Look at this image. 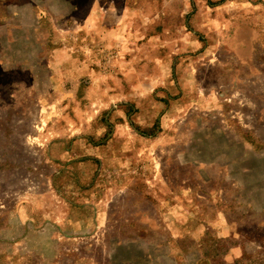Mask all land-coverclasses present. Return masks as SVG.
Listing matches in <instances>:
<instances>
[{
	"label": "rangeland",
	"instance_id": "obj_1",
	"mask_svg": "<svg viewBox=\"0 0 264 264\" xmlns=\"http://www.w3.org/2000/svg\"><path fill=\"white\" fill-rule=\"evenodd\" d=\"M0 264H264V0H0Z\"/></svg>",
	"mask_w": 264,
	"mask_h": 264
}]
</instances>
